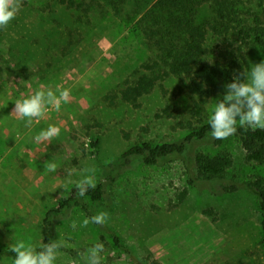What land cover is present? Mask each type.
I'll list each match as a JSON object with an SVG mask.
<instances>
[{
    "label": "rangeland",
    "instance_id": "1",
    "mask_svg": "<svg viewBox=\"0 0 264 264\" xmlns=\"http://www.w3.org/2000/svg\"><path fill=\"white\" fill-rule=\"evenodd\" d=\"M75 1L76 9L61 0H18L15 18L0 28V251L15 239L43 243L46 213L90 168L105 198L76 196L50 219L52 239L63 241L57 264H84L86 249L97 242L104 245L102 264H264L259 196L248 186L264 178V164L248 161L237 131L223 140L208 135L188 144L181 158L155 166L139 158L121 162L139 142L182 140L188 130L179 122L188 119L191 99L171 81L167 95L158 88L138 107L106 101L152 53L133 29L139 14L129 18L132 5L117 12L108 1ZM244 55L247 71L264 61V51L253 45ZM57 86L70 92L59 111L46 107L30 125L13 112L18 99ZM168 103L177 116H158ZM49 124L60 128L59 136L36 142ZM198 151L230 153L226 179L190 186ZM46 161L56 164L54 172ZM233 184L237 191L224 192ZM185 188L186 198L175 206ZM100 212L107 213L104 224L80 226ZM0 261L12 264L13 258L0 254Z\"/></svg>",
    "mask_w": 264,
    "mask_h": 264
},
{
    "label": "trees",
    "instance_id": "2",
    "mask_svg": "<svg viewBox=\"0 0 264 264\" xmlns=\"http://www.w3.org/2000/svg\"><path fill=\"white\" fill-rule=\"evenodd\" d=\"M108 1L120 12L124 5H132L130 19L134 20L135 31H139L152 53L134 71V77L126 80L120 89H112L105 95L111 105L117 101L140 105L142 97L156 89L169 93L167 83L175 81L178 94L190 97L187 108L188 119L182 118L181 128L188 130L182 140L154 143L143 141L126 150L120 161L133 158L143 160L146 165L155 166L167 159L181 158L187 145L203 141L210 135L208 124L209 105L220 96L233 78L247 72L245 50L251 45L264 51V0H103ZM70 8L80 5L75 0H61ZM205 8V15L201 16ZM173 103L166 104L160 117H176ZM239 138L249 162L264 164V130L238 127ZM100 138H93L91 145L97 150ZM123 164V163H122ZM233 167V158L228 152L209 154L198 151L189 168L188 184L224 180ZM248 186L259 196L261 224L264 244V178L249 182ZM238 186H224V192L232 193ZM188 188L178 195V206L186 198ZM106 195L103 184L90 188L85 197L101 202ZM79 196L73 186L68 196L60 199L56 206L46 213L43 224V243L52 241L49 223L53 215L64 212ZM212 212V211H210ZM118 241V240H117ZM120 242L118 241V245ZM14 259L10 248L1 249Z\"/></svg>",
    "mask_w": 264,
    "mask_h": 264
},
{
    "label": "clouds",
    "instance_id": "3",
    "mask_svg": "<svg viewBox=\"0 0 264 264\" xmlns=\"http://www.w3.org/2000/svg\"><path fill=\"white\" fill-rule=\"evenodd\" d=\"M20 8L18 0H0V28H4L15 18ZM70 92L56 90L49 87L46 91L36 90L14 103L13 112L17 113L27 125L33 122V118H42L46 107H53L59 111L62 103L68 102ZM208 124L210 135L214 139L223 140L233 135L239 127H247L252 130H264V61L251 65L243 74V78L236 76L226 85L222 99H216L209 110ZM60 128L49 124L34 137L36 142L52 140L59 136ZM45 168L49 172L56 170V164L45 162ZM93 169H84L80 179L76 182L79 196H85L88 189L96 187ZM71 176V173H69ZM107 219L106 212H100L90 218H84L81 227L89 223L102 225ZM74 229L76 222L71 225ZM62 240H52L47 243H29L22 239H15L10 245L14 253L12 264H57ZM104 245L101 242L93 244L86 249L84 264H102ZM2 264V261H0Z\"/></svg>",
    "mask_w": 264,
    "mask_h": 264
}]
</instances>
